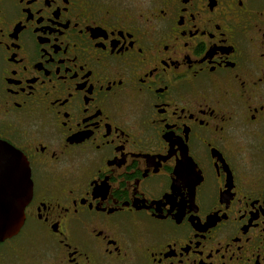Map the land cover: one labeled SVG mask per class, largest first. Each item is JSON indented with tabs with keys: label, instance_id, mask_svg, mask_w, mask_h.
<instances>
[{
	"label": "flooded vegetation",
	"instance_id": "flooded-vegetation-1",
	"mask_svg": "<svg viewBox=\"0 0 264 264\" xmlns=\"http://www.w3.org/2000/svg\"><path fill=\"white\" fill-rule=\"evenodd\" d=\"M0 140V264H264V0H0Z\"/></svg>",
	"mask_w": 264,
	"mask_h": 264
},
{
	"label": "water",
	"instance_id": "water-1",
	"mask_svg": "<svg viewBox=\"0 0 264 264\" xmlns=\"http://www.w3.org/2000/svg\"><path fill=\"white\" fill-rule=\"evenodd\" d=\"M29 164L20 151L0 140V242L16 234L31 198Z\"/></svg>",
	"mask_w": 264,
	"mask_h": 264
}]
</instances>
